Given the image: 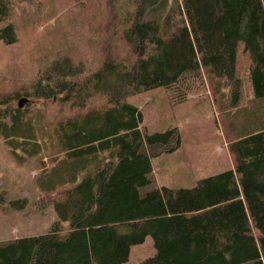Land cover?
I'll return each mask as SVG.
<instances>
[{
    "label": "trees",
    "instance_id": "16d2710c",
    "mask_svg": "<svg viewBox=\"0 0 264 264\" xmlns=\"http://www.w3.org/2000/svg\"><path fill=\"white\" fill-rule=\"evenodd\" d=\"M12 1L0 0L8 49L18 43ZM128 1L120 17L117 0H66L59 9L72 18L70 48L82 47L38 57L31 84L0 95V139L19 164L48 154L36 183L57 217L45 234L0 242V264H126L147 238L155 254L138 264H261L264 0ZM244 64L255 108L240 114ZM206 84L219 111L240 117L228 124L233 166L192 189H160L151 158L174 153L181 133H148L128 99L163 89L178 105ZM19 97L54 102L61 119L33 123L41 111L14 107ZM25 203L8 205L20 212Z\"/></svg>",
    "mask_w": 264,
    "mask_h": 264
},
{
    "label": "rangeland",
    "instance_id": "374dc122",
    "mask_svg": "<svg viewBox=\"0 0 264 264\" xmlns=\"http://www.w3.org/2000/svg\"><path fill=\"white\" fill-rule=\"evenodd\" d=\"M65 1H12V18L18 32V43L11 49L0 45V95L4 93L5 96L12 97L11 94L19 88L31 84L35 77L32 73L36 70L32 65L34 61H40L38 57L54 53L74 54L82 47L81 42L76 51L70 48L73 38L72 18L69 14H61L59 9L60 6L65 7ZM120 1L127 5L129 1L117 0L116 11L123 17L124 11L130 9V6L124 4V9L121 10ZM242 67L241 103L237 108L238 112L241 111L240 114L255 108L245 76L246 65ZM213 91V88L207 85L201 93L191 95L188 101L178 105L169 103L167 93L163 89L148 91L128 99L141 110L143 125L148 133H162L169 127H175L181 133L179 147L174 153H164L151 158L156 185L175 189L189 188L199 179L231 170L233 162L228 147L234 134L228 124L234 120L232 117H240L231 116L235 113V108L224 110L223 113L219 111V103L216 102L219 100L215 98ZM20 100L25 102L19 107ZM8 101L12 103L13 99L9 98ZM90 102V106H95L103 100ZM53 103L19 97L14 107L27 112L39 109L42 113L35 112L32 122L46 124V120L54 125L58 118L61 119L62 113ZM3 108H0V112ZM45 154L44 152L36 158H27L19 164L14 160L5 142L0 139V194H5L7 199L4 205H0V242L45 234L57 220L52 207L42 203L44 194L38 190L36 183L37 175L51 166L48 154ZM20 200L26 201V207L20 212L12 210L8 205L10 201ZM153 246L152 239L147 238L141 246L133 247L126 264H138L152 257L155 254ZM256 248L257 259L264 264V252L258 242Z\"/></svg>",
    "mask_w": 264,
    "mask_h": 264
},
{
    "label": "crops",
    "instance_id": "0c3cea01",
    "mask_svg": "<svg viewBox=\"0 0 264 264\" xmlns=\"http://www.w3.org/2000/svg\"><path fill=\"white\" fill-rule=\"evenodd\" d=\"M230 165H231V164H230ZM231 167H232V166H230V169H231ZM208 177H210V176H208ZM205 178H207V177H205ZM205 178H203V179H199V180L195 181L194 184L192 185V187L196 186V183H197V182L202 181V180H204ZM157 186H159L160 189H161V188H163V189L167 188V189H170V190L192 189V187H189V188L179 187V188H176V189H175V188L168 187V186H166V185L164 186V185H158V184H157ZM152 242H153V240H152ZM153 247H154V246H153Z\"/></svg>",
    "mask_w": 264,
    "mask_h": 264
},
{
    "label": "water",
    "instance_id": "95a60500",
    "mask_svg": "<svg viewBox=\"0 0 264 264\" xmlns=\"http://www.w3.org/2000/svg\"><path fill=\"white\" fill-rule=\"evenodd\" d=\"M24 102H25L24 100H20L18 106L20 107Z\"/></svg>",
    "mask_w": 264,
    "mask_h": 264
}]
</instances>
